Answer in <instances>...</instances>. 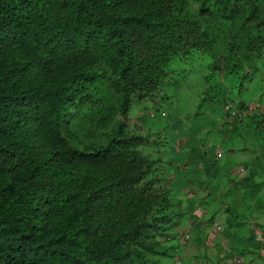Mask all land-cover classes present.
I'll return each mask as SVG.
<instances>
[{"label":"trees","instance_id":"16d2710c","mask_svg":"<svg viewBox=\"0 0 264 264\" xmlns=\"http://www.w3.org/2000/svg\"><path fill=\"white\" fill-rule=\"evenodd\" d=\"M190 55L169 149L128 112ZM263 229L264 0H0V264H264Z\"/></svg>","mask_w":264,"mask_h":264},{"label":"rangeland","instance_id":"374dc122","mask_svg":"<svg viewBox=\"0 0 264 264\" xmlns=\"http://www.w3.org/2000/svg\"><path fill=\"white\" fill-rule=\"evenodd\" d=\"M209 57L207 55L199 56V55H190L187 58H178L174 57L170 60L168 68L171 70V84L167 90V93L170 95L164 102H154L150 98L144 99L141 101H135L133 105L130 107L129 115L137 116L138 113L145 112L147 113L148 109H152L155 112V117L152 116L155 124L161 123V125L165 126L163 129V133L165 136L168 137V148H175L179 143L180 135H183L180 132V129H187L188 125H192L197 122L194 116L190 119H187L186 113L194 112L198 109L197 104L200 100V91L205 89L204 87V80L205 73L209 71V64H208ZM259 88L255 81H253L251 88L246 93L248 100L251 97H256L259 93ZM205 110L212 111L214 108L211 107L210 104L205 105ZM215 111L218 112L219 109L215 108ZM214 111V112H215ZM165 112L167 115L166 117H162L168 120H162L159 122L160 113ZM186 118V119H185ZM152 119L150 120L149 117H146V121L148 120L149 123H152ZM200 121V118H199ZM168 122V123H166ZM166 124L168 126H166ZM171 124H176L172 126ZM215 131L210 134V136H214ZM208 144L203 145L205 148ZM173 160V159H172ZM197 226V225H196ZM198 227V226H197ZM194 231L191 233L194 234ZM264 232V229H263ZM195 242V241H194ZM213 242L206 241L209 247L206 249L204 247L195 246V243L192 246V250L196 253L202 252L204 254H208L210 257L214 255V259L212 261H216L218 255L214 254L213 247L211 244ZM222 245V242H219L218 245ZM217 248V246H215ZM191 250V248H189ZM246 258L251 257L249 253L245 254ZM255 264H261V259L258 255L254 256ZM213 258V257H212Z\"/></svg>","mask_w":264,"mask_h":264},{"label":"crops","instance_id":"0c3cea01","mask_svg":"<svg viewBox=\"0 0 264 264\" xmlns=\"http://www.w3.org/2000/svg\"><path fill=\"white\" fill-rule=\"evenodd\" d=\"M193 246V245H192ZM191 249H192V247H191ZM199 254L201 255V254H203L202 252H199ZM210 260H209V264H213V261H212V259H214V258H209ZM191 264V263H190ZM192 264H193V262H192ZM219 264H229L226 260H225V258H222V260H221V262H219Z\"/></svg>","mask_w":264,"mask_h":264},{"label":"clouds","instance_id":"9594fccd","mask_svg":"<svg viewBox=\"0 0 264 264\" xmlns=\"http://www.w3.org/2000/svg\"><path fill=\"white\" fill-rule=\"evenodd\" d=\"M216 228H218V225L216 226ZM259 239H261L262 242H264V238H263V237H262V238L260 237ZM208 241H209V240H208ZM222 243H223V242H222ZM224 243H225V242H224ZM226 245H227V243H226ZM227 246H228V245H227ZM204 257H205L206 259L210 260L207 256L204 255Z\"/></svg>","mask_w":264,"mask_h":264}]
</instances>
